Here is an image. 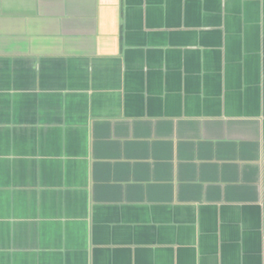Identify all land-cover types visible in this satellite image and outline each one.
Here are the masks:
<instances>
[{"label": "crops", "instance_id": "obj_1", "mask_svg": "<svg viewBox=\"0 0 264 264\" xmlns=\"http://www.w3.org/2000/svg\"><path fill=\"white\" fill-rule=\"evenodd\" d=\"M0 264H264V0H0Z\"/></svg>", "mask_w": 264, "mask_h": 264}]
</instances>
